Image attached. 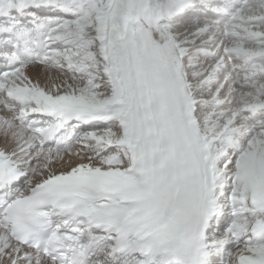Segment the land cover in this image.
<instances>
[{
	"label": "snow or ice",
	"instance_id": "snow-or-ice-1",
	"mask_svg": "<svg viewBox=\"0 0 264 264\" xmlns=\"http://www.w3.org/2000/svg\"><path fill=\"white\" fill-rule=\"evenodd\" d=\"M0 264H264V0H0Z\"/></svg>",
	"mask_w": 264,
	"mask_h": 264
}]
</instances>
